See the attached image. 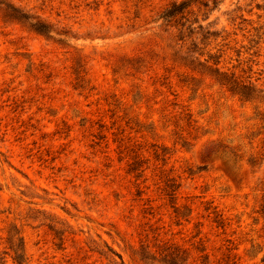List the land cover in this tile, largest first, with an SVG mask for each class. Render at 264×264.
<instances>
[{"label":"rangeland","instance_id":"obj_1","mask_svg":"<svg viewBox=\"0 0 264 264\" xmlns=\"http://www.w3.org/2000/svg\"><path fill=\"white\" fill-rule=\"evenodd\" d=\"M171 1L0 0V264H264V0L186 6L250 101L172 60Z\"/></svg>","mask_w":264,"mask_h":264},{"label":"trees","instance_id":"obj_2","mask_svg":"<svg viewBox=\"0 0 264 264\" xmlns=\"http://www.w3.org/2000/svg\"><path fill=\"white\" fill-rule=\"evenodd\" d=\"M213 1V0H212ZM203 5H206V2H202ZM188 5V1L187 0H180V1H176L173 0L171 2H169L167 5H165L161 11L159 12V14L157 15V18H159L161 20V23L165 24L166 26H173L176 28V34H174L173 37H175L176 41H178L179 45L177 47H175V49L172 52V57H173V61L175 63H177L178 65L182 66L183 68H187L189 69L190 72L193 71V69L191 67H189L187 64L185 63H181V62H188L193 63L194 61H196V63L198 65H200L201 67H204L206 70L209 71V74H211V76H213L212 78L214 79V81L221 87H223L227 92H229L231 95H235L238 97L239 100L241 101H250L253 98V89L251 88V84L249 81H244L242 79H240L237 76H234L232 73L231 74H227L224 71H220L218 67H211L210 65L206 64L209 60H212L211 64H217V60L214 59V56L212 55H208L206 58H204L202 60V62L198 61L197 56L202 55L200 52L195 51V44L196 42H194V38L190 39L188 45H185L184 42V38L188 36V34H183L185 30L188 31V33L192 34L191 31V24L195 21H197L196 19L193 20H188L187 18V14L188 13H192L191 10L186 9V6ZM185 22H188L186 25ZM197 28H201V24H197L196 25ZM33 27L36 30L39 31H44L43 28H40L39 26H34ZM206 34L208 35H213L215 36V34L213 33H208V31H205ZM201 35V39L204 38L203 34ZM201 43V41H200ZM196 54V56H193L192 54ZM130 61L132 62V64H136L135 68H138L139 66H142L141 62H143V58L140 57H136V58H130ZM188 77L189 80H192L194 78L193 75L190 76H186L185 78ZM181 82H185L186 79H181ZM118 151L117 153L119 154H123V156H128V162H127V167H128V172H137L139 174H137V176L140 175V173H142V171L144 169H139V167L141 166L140 164L142 163V159L140 158V154L136 153V151H133L132 148H128V146H125L123 144V142H121V140L118 141V145H117ZM131 153V155H129ZM122 156V157H123ZM135 176V175H134ZM163 188L162 191H164L165 196L169 197V198H173L174 196V191H175V185H173L174 183L172 182L171 178H166L165 182L163 183ZM7 242V241H6ZM112 254L117 255L115 252L110 251ZM4 254H6L5 252H3ZM21 253V252H20ZM12 261L15 264H22L20 262V254L17 253V255L11 257Z\"/></svg>","mask_w":264,"mask_h":264}]
</instances>
